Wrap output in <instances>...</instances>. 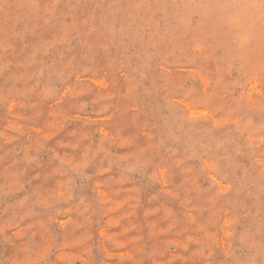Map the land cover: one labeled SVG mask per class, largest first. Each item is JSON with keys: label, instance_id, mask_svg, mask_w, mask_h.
<instances>
[{"label": "rangeland", "instance_id": "obj_1", "mask_svg": "<svg viewBox=\"0 0 264 264\" xmlns=\"http://www.w3.org/2000/svg\"><path fill=\"white\" fill-rule=\"evenodd\" d=\"M0 264H264V0H0Z\"/></svg>", "mask_w": 264, "mask_h": 264}]
</instances>
